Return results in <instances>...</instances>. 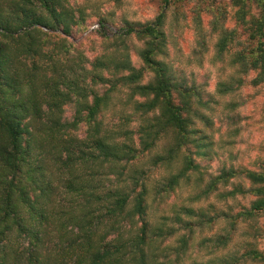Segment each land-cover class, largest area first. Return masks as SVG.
<instances>
[{
  "label": "trees",
  "instance_id": "16d2710c",
  "mask_svg": "<svg viewBox=\"0 0 264 264\" xmlns=\"http://www.w3.org/2000/svg\"><path fill=\"white\" fill-rule=\"evenodd\" d=\"M227 1L239 2L162 0L154 20L100 32L90 58L69 37L95 4L0 0V264H264L242 230L264 217V163L233 151L242 91L264 89V21L237 13L227 27ZM187 3L194 42L219 65L215 93L167 61ZM153 69L171 73L141 83Z\"/></svg>",
  "mask_w": 264,
  "mask_h": 264
},
{
  "label": "rangeland",
  "instance_id": "374dc122",
  "mask_svg": "<svg viewBox=\"0 0 264 264\" xmlns=\"http://www.w3.org/2000/svg\"><path fill=\"white\" fill-rule=\"evenodd\" d=\"M108 3L109 1L107 0L103 3L99 2L95 4L94 8H98L97 17L90 19L82 30L76 28L73 32V35L69 37V40L72 42L74 47L82 48V50H84L87 56L90 58H93L95 55V51L91 49V44L96 43L100 45V32L103 31L108 34L109 37H113L119 27L123 25V21L125 20L131 22L149 21L154 15V8L157 6V0H142L141 4L134 5L131 9H126L125 12L119 18H117L115 12L108 10ZM229 7L230 3L228 1L224 3V8L228 15L227 25L230 23L235 25L237 17H232L230 21L229 18L231 13L229 12ZM194 9V3H187L183 8V11L187 16L186 21H181L179 25L180 27H177L174 24H171L172 26L169 27V58L167 61L171 62L174 67L175 62L170 59L174 55V50L181 42H184L186 46L194 42V33L190 27L192 23V11ZM99 16L110 17L109 20L111 24H108L107 28L103 29ZM203 18L205 25H208L210 16L205 12L203 13ZM170 20L169 24L172 22ZM133 60L137 67L142 66V63L136 54H133ZM201 68L204 69L203 74L201 75L193 71L195 72V77L199 80V82L208 80L209 92L215 93L210 89L216 90V84L218 78L220 77L218 67L211 65L209 60L208 63L204 64V66ZM190 74H192V72ZM242 95L244 97L245 105L240 109V111L244 121L241 126L242 130L240 136L236 139V145L234 146L233 151L238 155V163L240 165L248 169L256 170L261 164L264 163V89L260 87H246L243 89L241 96ZM215 98L217 99V96H215ZM237 100L239 101V98ZM215 108L217 109V107ZM70 113L71 110L68 112L69 116ZM83 130L84 129L81 131ZM238 203L240 205H247L245 200H240ZM254 228V230H251L249 224H244L242 226L243 231L246 230V232L250 233L248 240L262 250V246H264V217L258 220ZM239 239L242 240V238Z\"/></svg>",
  "mask_w": 264,
  "mask_h": 264
},
{
  "label": "clouds",
  "instance_id": "9594fccd",
  "mask_svg": "<svg viewBox=\"0 0 264 264\" xmlns=\"http://www.w3.org/2000/svg\"><path fill=\"white\" fill-rule=\"evenodd\" d=\"M96 4L97 0H68L69 7H88L89 4ZM142 3V0H121L118 4L117 0H109L108 10L115 12L116 17L119 18L126 9H131L134 5H139ZM164 11L162 0H157V6L154 8V15L151 19H155V16L159 14V12ZM229 12L231 13L230 21L232 17H236L237 13H240L238 19L243 20L244 25L246 27H252L253 24L257 22L264 21V0H239L236 6H230ZM234 24H229L227 27H234ZM207 25L204 27V32H207ZM201 40V36H197L196 41L191 44L185 45L184 42H181L178 47L174 50V55L170 58L173 62H175L176 68H184L190 74L195 71L199 74H203L204 69L200 67L201 64H207L209 60L214 56L213 51L205 52L203 47L200 45L199 41ZM160 59H163L160 57ZM219 67V65H217ZM163 67V66H162ZM171 73L170 69H164L163 71L151 70L149 73L148 80L141 81V83H148L149 80L155 85L158 81L164 79L169 76ZM221 79H227V76L221 77ZM215 92L214 89H210ZM235 98V94H230L228 96H219L217 95V99L221 100L222 106L226 105L230 100ZM195 99V98H194ZM223 110V108H222ZM202 112L207 113L206 109H201ZM162 106L158 107L155 111L150 113L149 115L152 117H157L163 119ZM197 127H202L203 125L197 121ZM219 127V125H218ZM214 131V130H213ZM212 134V133H210ZM223 139H229L228 136H224L221 133ZM230 250V249H229ZM262 250H264V246H262ZM212 252L211 256L205 257V259H214L218 255L226 254L228 250H225L224 253H217L212 249H209Z\"/></svg>",
  "mask_w": 264,
  "mask_h": 264
}]
</instances>
